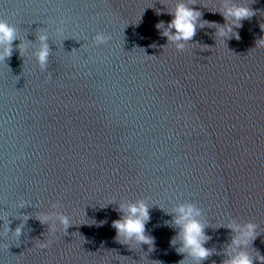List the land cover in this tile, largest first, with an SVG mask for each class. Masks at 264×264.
<instances>
[{"label":"water","instance_id":"1","mask_svg":"<svg viewBox=\"0 0 264 264\" xmlns=\"http://www.w3.org/2000/svg\"><path fill=\"white\" fill-rule=\"evenodd\" d=\"M175 2L0 0L16 29L0 60V264H196L164 223L182 203L206 225L199 264L236 251L225 225L246 222L256 236L244 250L264 264V0H229L255 13L239 40L205 25L183 49L155 27ZM221 5L189 6L223 25ZM137 199L152 250L119 242L111 223Z\"/></svg>","mask_w":264,"mask_h":264},{"label":"clouds","instance_id":"2","mask_svg":"<svg viewBox=\"0 0 264 264\" xmlns=\"http://www.w3.org/2000/svg\"><path fill=\"white\" fill-rule=\"evenodd\" d=\"M193 3L194 0H189V2L176 0L171 10L167 11L172 19L167 23L159 21L155 25L158 30H161V35L166 37L167 41L174 43L178 49H183L186 42L192 40L197 27L203 28L205 25L214 27L216 35L223 40L228 39L229 34L239 40L240 37L234 31V27L239 28L242 20L251 18L255 14L254 10L246 4H235L230 3L229 0H222L220 14L224 17L225 23L220 25L214 21L201 20V12L189 6ZM229 18H231L230 23ZM261 29L264 30V24H261ZM15 38V27L5 20H0V60L11 56L12 41ZM39 39L44 41L46 37L41 35ZM95 39L103 43L105 36L103 33H97ZM256 43L259 46H264V35ZM35 55L37 62L43 68L47 64L49 56L47 44L42 43ZM117 210L120 213L119 218L111 222L116 230V239L124 244H147L149 250H152L154 248V237L146 234L145 229V224L150 219L149 205L146 201L137 199L121 202ZM199 217L200 210L197 207L191 203H182L171 210V220L164 222L177 229L170 240V244L175 245L179 241V247L176 250L191 257L196 264L206 259L212 252L204 246L209 237L204 232L205 222H202ZM46 219L47 217H42L41 222H45ZM59 221L66 230L70 223L68 217L60 215ZM225 226L234 233L229 247L235 246L237 250L230 253L226 250L227 258L221 264H253L251 256L244 248L256 236L255 224L252 222H246L243 225L228 223ZM14 231L19 234V226ZM40 246L45 247L46 245L41 244ZM257 259L264 261V256L258 255ZM179 264H183V259L179 261Z\"/></svg>","mask_w":264,"mask_h":264}]
</instances>
